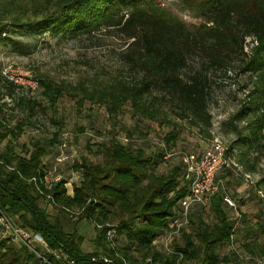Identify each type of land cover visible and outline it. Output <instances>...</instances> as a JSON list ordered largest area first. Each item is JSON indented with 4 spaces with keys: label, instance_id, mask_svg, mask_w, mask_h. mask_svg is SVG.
<instances>
[{
    "label": "trees",
    "instance_id": "trees-1",
    "mask_svg": "<svg viewBox=\"0 0 264 264\" xmlns=\"http://www.w3.org/2000/svg\"><path fill=\"white\" fill-rule=\"evenodd\" d=\"M17 1L0 0L3 45L20 49L22 44L10 34L25 31L78 38L100 29H116L126 37L128 44L123 54L139 71V83L131 86L113 83L103 91L94 90L97 99L85 90L82 98L72 97L79 107L85 100L108 104V113L114 119L123 105L130 104L135 118L155 120L161 111V104L156 102L160 93L170 96L179 110V118L209 128L212 117L208 113L207 74L196 71L187 78L183 74L196 58L202 61V69L216 72H227L242 62V70L252 78L253 88L233 117V121L245 122L242 130L235 127L236 141L246 149L244 154L263 146L264 0H199L194 8L203 23L197 30L190 29L153 0H27L29 6ZM21 6L22 10L15 13ZM27 12L30 14L23 17ZM0 80L5 94L15 100L16 91L22 87L1 73ZM36 80L41 101L24 95L17 98L19 107L29 111L26 118L29 124L35 108L52 110L57 116L60 99L69 92L66 85L50 78L36 76ZM2 110L0 107L1 113ZM52 123L57 126L52 138L32 140L31 150L22 155L15 150L13 142L24 133L27 123L20 121L11 128L0 122V141L10 137L6 149L0 152V208L18 226L40 235L50 250L67 253L75 259V264H106L92 258L104 255L117 260V251L131 264H143L148 258L155 264H244L235 253L221 254L243 227L256 235L254 240L243 244L244 251L254 263L264 264V216L242 212L239 218H232L228 208L233 207L224 200L225 195H230L224 189L222 177L226 172L234 174L233 168L217 174L221 186L208 207H192L189 224L178 235L181 240L176 236L170 243L175 251L171 254L164 252L157 242L181 210V200L188 194L189 184L184 178L183 160L163 174L158 173V168L168 159L171 153L168 149L176 145L178 133L174 129L166 133L163 149L150 154L142 147L123 143L115 135L94 149L101 160L81 156L79 161H72L73 170L82 175L78 184L73 185L72 179H54L48 188L44 185L49 170L44 157L48 148L58 141L65 120L55 117ZM137 129L135 125L134 130ZM133 134L128 133V138ZM232 149L233 146L227 149L228 156ZM66 161L56 163L53 171ZM33 177L36 183L31 180ZM71 180L73 193L69 194L67 183ZM45 195H50L62 212L72 214L78 209L77 222L84 219L92 222L96 235L91 251L83 250L84 239L77 230H67L61 217L51 218L44 207L46 201L50 202ZM200 210L208 212L210 218L200 217ZM112 228L116 230L117 250L107 238ZM35 248L40 257L28 247L0 237V264H61L43 247Z\"/></svg>",
    "mask_w": 264,
    "mask_h": 264
},
{
    "label": "rangeland",
    "instance_id": "rangeland-1",
    "mask_svg": "<svg viewBox=\"0 0 264 264\" xmlns=\"http://www.w3.org/2000/svg\"><path fill=\"white\" fill-rule=\"evenodd\" d=\"M26 1L18 0L17 2L24 6L28 5ZM153 1L167 13L178 17L192 30H197L203 23V20L196 15L194 8L199 0ZM22 6L15 13L22 10ZM29 14L30 12H27L23 17ZM10 35L17 39L22 47L17 49L13 45L0 43V69L3 67L18 69V73L23 77L28 75L35 80L36 76H44L66 85L70 92L60 99L56 107L57 116L51 112L52 110L44 111L42 108H35L34 116L30 118L31 124H29L26 119L29 111L19 107L17 98L24 95L41 101L40 89L22 86L16 91L14 100V97L10 98L5 94L0 80V107L3 108L2 113L0 112V122L11 128L20 121L27 123L24 133L13 142L18 153L27 155L31 150V141L34 139L52 138L57 130V126L52 123L55 117H62L65 120V127L58 141L48 148L44 157L48 163L47 171L51 180L72 179L73 185L78 184L82 175L73 170L72 161H79L81 156H88L93 161L101 160L102 158L95 154L94 149L115 135L123 143L133 148L142 147L150 154L158 153L163 149L165 134L174 129L178 133V140L170 150L169 147L167 148L172 154L170 153L168 159H165L158 168L159 174L180 164L185 154L203 152L212 145V141L218 138L228 148L233 146L229 156L234 163L232 166L234 174L226 172L222 177L225 191L236 203V209L228 208L229 215L232 218H239V213L244 212L255 214L259 218L264 216V141L262 147L247 150L244 154L246 151L244 146L237 145L235 127L242 130L245 122L233 121V117L248 100V95L253 88L252 78L242 70V62L234 64L227 72H216L212 69H202V61L196 58L190 61L184 72L183 75L186 78L187 75L196 71L207 74L208 113L212 117L209 128L195 125L190 119L179 118V110L173 105L170 96L160 93L157 94L156 102L161 104V111L155 120L135 118L130 104L123 105L119 116L114 119L108 113V104L102 105L96 100V102L85 100L79 107L72 97L82 98L84 90L92 92L95 97L94 90L103 91L113 83H124L129 86L139 83L141 78L139 71L133 68L131 61L123 54L128 41L118 30L100 29L92 35L78 38H64L50 32L37 34L28 31ZM249 49L250 46H247L246 50ZM135 125L138 127L137 130H134ZM1 129L0 127V131ZM128 133H134L132 138H128ZM9 140L10 137L0 141V152L6 149V143ZM91 147L92 150L89 152ZM61 154L68 156L69 162L56 166L58 169L53 171L57 163L56 158ZM44 205L46 210L50 206L58 212L56 217H61L67 230H77L83 236L84 251L92 250L93 238L96 235L92 222L85 219L77 222L78 213L62 212L52 202L46 201ZM74 211L77 212V209ZM207 213L205 210H200L199 216L210 218V214ZM255 236L246 228L240 227L233 243L222 249L221 254L235 253L244 264H258L254 263L243 249V244L254 240ZM0 237H2L1 234Z\"/></svg>",
    "mask_w": 264,
    "mask_h": 264
},
{
    "label": "built area",
    "instance_id": "built-area-1",
    "mask_svg": "<svg viewBox=\"0 0 264 264\" xmlns=\"http://www.w3.org/2000/svg\"><path fill=\"white\" fill-rule=\"evenodd\" d=\"M2 77L8 81L19 85L28 86L30 89H38V82L33 77L25 75L23 77L18 73V69L11 67L1 68ZM228 147L220 139L212 141V145L201 153L185 154L182 160L185 164L184 178L188 181L189 188L188 194L181 200V210L172 218L168 224L167 232L157 244L164 252L175 253L171 248L170 243L179 235V233L189 224L190 211L194 205L208 207L212 196L219 190L221 180L217 179V174L226 168H233V161L227 155ZM170 154L167 155L169 157ZM69 157L61 154L56 158L57 164L66 161ZM36 183V178H31ZM58 180V179H55ZM54 180L49 178L47 171L44 177V185L48 188L51 187ZM72 185V180L67 183V187ZM69 194L70 191L68 192ZM46 199L54 203L50 195H45ZM228 206L235 208V201L228 195L224 197ZM55 204V203H54ZM56 205V204H55ZM71 212L73 210L67 209ZM79 210L77 209V212ZM0 229L2 237L10 238L11 241L17 242L23 246L33 250L39 257L40 254L36 252V246L43 247L47 252H50L61 264H75V259L71 258L67 253L62 251L50 250L43 238L40 235L33 234L32 232L18 226L14 220L0 208ZM116 230L109 229L107 238L111 242L113 249L117 250V242L115 241ZM117 260L111 259L107 256L101 255L92 258L93 261H104L106 264H131L119 251L116 252ZM43 260V259H42ZM44 261V260H43ZM143 264H155L151 258L145 260Z\"/></svg>",
    "mask_w": 264,
    "mask_h": 264
},
{
    "label": "crops",
    "instance_id": "crops-1",
    "mask_svg": "<svg viewBox=\"0 0 264 264\" xmlns=\"http://www.w3.org/2000/svg\"><path fill=\"white\" fill-rule=\"evenodd\" d=\"M68 188H69L70 193L72 194L73 193V190H71L72 188L70 187V185H69ZM47 213L49 215L54 216V217L58 216V212L56 210L52 209L50 206L47 208Z\"/></svg>",
    "mask_w": 264,
    "mask_h": 264
}]
</instances>
